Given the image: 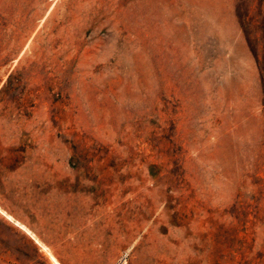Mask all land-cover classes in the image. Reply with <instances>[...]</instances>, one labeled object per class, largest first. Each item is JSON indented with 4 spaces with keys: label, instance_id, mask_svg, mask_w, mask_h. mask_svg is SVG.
<instances>
[{
    "label": "rangeland",
    "instance_id": "1",
    "mask_svg": "<svg viewBox=\"0 0 264 264\" xmlns=\"http://www.w3.org/2000/svg\"><path fill=\"white\" fill-rule=\"evenodd\" d=\"M56 261L264 264V0H0V264Z\"/></svg>",
    "mask_w": 264,
    "mask_h": 264
},
{
    "label": "bare ground",
    "instance_id": "2",
    "mask_svg": "<svg viewBox=\"0 0 264 264\" xmlns=\"http://www.w3.org/2000/svg\"><path fill=\"white\" fill-rule=\"evenodd\" d=\"M6 215V214H5ZM10 219H12L10 216H8ZM17 223V225H19L20 227H23V228H25L23 225H21L20 223H18V222H16ZM28 229V228H27ZM29 233H30V231L29 230H27ZM32 236H33V234L32 233H30ZM35 240L40 244V245H42L43 246V248H45V246L38 240V239H36L35 238ZM48 251V250H47ZM53 259V258H52ZM52 261H54L55 262V260H52ZM56 264H58L57 263V261H56Z\"/></svg>",
    "mask_w": 264,
    "mask_h": 264
}]
</instances>
